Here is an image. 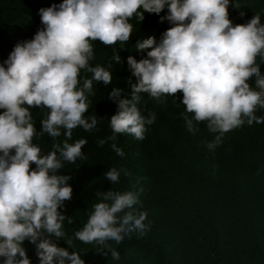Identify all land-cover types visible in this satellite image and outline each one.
<instances>
[{
    "label": "clouds",
    "instance_id": "9594fccd",
    "mask_svg": "<svg viewBox=\"0 0 264 264\" xmlns=\"http://www.w3.org/2000/svg\"><path fill=\"white\" fill-rule=\"evenodd\" d=\"M230 4L231 0H62L39 10L43 27L34 38L17 43L0 63V264H31L25 240L36 245L39 264H86L79 251H69L75 247L66 237L64 221L72 219L59 209L71 199L73 188L71 177L57 171L64 162L84 156L86 138L69 143L74 129L90 133L98 124L96 115H85L94 82L112 83L108 68L90 63L95 59L92 42L123 47L134 32L133 17L142 22L146 12L159 15L167 8L160 20L172 26L159 42L153 36L136 43L147 55L127 58L135 83L128 80L130 96L122 95L120 87L110 93L117 112L110 117L111 135L98 140L99 147L112 141L111 149L123 157L116 143L119 135L145 139L146 125L155 122L156 114L141 113L142 93L164 103L161 97L182 92L186 113L192 114L181 113L187 130L195 135L201 122L206 123L210 132L218 133L208 144L213 150L225 133L245 121L249 126L264 123V116L256 115L264 108V73L257 63L258 57L264 60V23L256 13L247 23L234 24ZM112 59L120 64L122 58L118 52ZM81 70L91 74L82 86ZM253 77L255 87L250 84ZM34 107L48 110L39 133ZM45 134L52 138L47 154L33 143ZM121 172L132 176L127 168L112 167L105 177L115 184ZM97 196L100 202L75 239L111 251L112 259L119 260V251L109 241L120 244L134 232L143 235L147 212L135 207H142L135 191L109 189ZM52 236L64 239L68 247L58 246Z\"/></svg>",
    "mask_w": 264,
    "mask_h": 264
},
{
    "label": "trees",
    "instance_id": "16d2710c",
    "mask_svg": "<svg viewBox=\"0 0 264 264\" xmlns=\"http://www.w3.org/2000/svg\"><path fill=\"white\" fill-rule=\"evenodd\" d=\"M61 2L0 0V63L7 60L17 43L34 38L43 27L39 10ZM167 11L165 8L159 15L146 12L142 22L133 17L130 23L134 32L123 47L119 43L105 46L92 42L95 59L90 63L108 68L112 83L106 86L94 82L85 115H96L98 124L90 133L74 129L69 143L86 138L84 156L74 163L64 162L57 171L71 177L68 183L73 188L71 199L59 209L72 219V223L64 221L66 237L74 241L75 248L69 251H79L86 264H264V123L249 126L245 121L225 133L222 143L213 150L208 144L218 133L210 132L206 123L201 122V130L195 135L187 130L181 118V113H186L182 92L161 97L164 103L142 93L138 104L141 113L156 114L155 122L146 125L145 139L119 135L116 143L123 149V157L111 149L112 141L103 147L97 144L111 135L110 117L118 107L110 97L113 88L120 87L124 89L122 95L130 96L128 80L135 83L127 58L146 57L147 51L136 49L138 41L154 36L159 42L162 33L172 26L160 20ZM256 13L264 23V0H231L229 14L234 24L247 23ZM118 52L120 64L112 59ZM257 63L264 73V60L258 57ZM80 76L82 86L83 78L91 74L81 70ZM250 84L255 87V77ZM31 111L39 133L48 110L34 107ZM256 115L264 116V108H258ZM58 139L63 141V130ZM33 143L45 154L52 149V138L47 134L34 138ZM112 167L127 168L132 176L121 172L119 182L112 184L105 177ZM109 189L137 192L142 207H135L147 212L148 228L143 235L134 232L120 244L109 241L119 251V260L112 259L111 251L75 239V232L83 228L101 200L97 193ZM51 239L60 247H68L64 239ZM24 247L31 264H39L36 245L25 240Z\"/></svg>",
    "mask_w": 264,
    "mask_h": 264
}]
</instances>
